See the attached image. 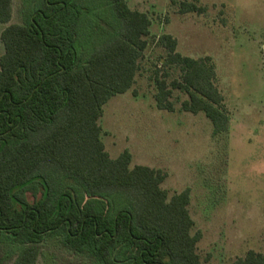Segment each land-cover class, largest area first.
<instances>
[{
	"label": "trees",
	"instance_id": "1",
	"mask_svg": "<svg viewBox=\"0 0 264 264\" xmlns=\"http://www.w3.org/2000/svg\"><path fill=\"white\" fill-rule=\"evenodd\" d=\"M184 2L180 14H205ZM22 24H10L13 0H0V246L13 264H38L40 245L57 238L94 264H203L192 235L191 192L170 198L167 174L112 159L99 124L104 106L129 92L148 47L151 20L126 0H22ZM157 45L156 103L175 112V90L190 95L185 112L204 113L214 136L229 129L225 98L210 57L178 52L166 34ZM32 194L34 200H28ZM235 264H264L250 251Z\"/></svg>",
	"mask_w": 264,
	"mask_h": 264
},
{
	"label": "rangeland",
	"instance_id": "2",
	"mask_svg": "<svg viewBox=\"0 0 264 264\" xmlns=\"http://www.w3.org/2000/svg\"><path fill=\"white\" fill-rule=\"evenodd\" d=\"M126 1L132 11L148 15L150 35L135 85L103 108L99 124L106 151L112 159L129 151L131 168L166 173L162 188L170 198L190 190L192 235L201 234L197 253L203 264H235L250 251L264 255V0ZM184 2L207 11L180 14ZM22 23V0H13L10 24ZM9 25L0 24V58ZM166 34L177 39L183 56L212 59L230 117L225 133L214 136L204 113L182 110L190 99L184 91L173 93L175 112L158 109L155 73H170L169 82L181 77L168 69L167 51L157 45ZM40 250L38 264H94L57 238ZM5 254L1 245L0 264H13Z\"/></svg>",
	"mask_w": 264,
	"mask_h": 264
}]
</instances>
